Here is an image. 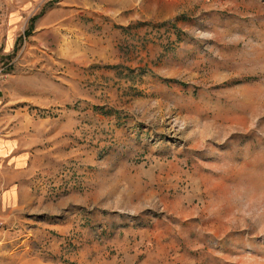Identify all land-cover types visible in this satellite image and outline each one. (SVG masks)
Returning a JSON list of instances; mask_svg holds the SVG:
<instances>
[{
	"label": "rangeland",
	"instance_id": "obj_1",
	"mask_svg": "<svg viewBox=\"0 0 264 264\" xmlns=\"http://www.w3.org/2000/svg\"><path fill=\"white\" fill-rule=\"evenodd\" d=\"M39 8L0 63L42 151L0 264H264V0Z\"/></svg>",
	"mask_w": 264,
	"mask_h": 264
},
{
	"label": "crops",
	"instance_id": "obj_2",
	"mask_svg": "<svg viewBox=\"0 0 264 264\" xmlns=\"http://www.w3.org/2000/svg\"><path fill=\"white\" fill-rule=\"evenodd\" d=\"M47 0H0V63L10 56L16 37L25 28L26 20ZM48 10L41 16L40 27L48 23ZM15 73L0 81V211L22 204L29 194V184L35 170L33 116L28 110L33 94L22 90ZM37 128V129H36Z\"/></svg>",
	"mask_w": 264,
	"mask_h": 264
}]
</instances>
